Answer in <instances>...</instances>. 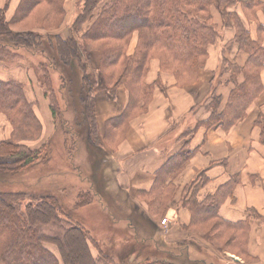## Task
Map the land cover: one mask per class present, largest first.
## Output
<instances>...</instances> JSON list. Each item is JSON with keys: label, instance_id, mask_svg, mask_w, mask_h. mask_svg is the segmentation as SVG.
I'll return each mask as SVG.
<instances>
[{"label": "trees", "instance_id": "trees-1", "mask_svg": "<svg viewBox=\"0 0 264 264\" xmlns=\"http://www.w3.org/2000/svg\"><path fill=\"white\" fill-rule=\"evenodd\" d=\"M80 1L82 6L72 23L73 34L66 38L51 33L43 36L32 29L22 31L11 29L12 24H19L28 19L34 11L45 4H48V15L52 10L65 13L64 7H61V0H21L11 20H7L0 10V37L7 38L9 42L5 46H0V50L11 51L10 47H26L31 50L34 48L32 52L46 57V61L38 65L42 72L41 83L45 95L51 98L54 118L58 116L62 120V131L65 135L71 129L64 126L66 119L60 117L61 108L60 110L58 108L55 93L57 90L50 70L60 72L61 84L58 90L60 93L67 87L73 91L74 88H80L78 87L80 85L83 90L84 88L89 90L87 96L81 95L79 98L83 102L84 121L78 120L75 110L72 123L76 127V134L79 135L82 126H86L88 135L93 140V135L97 137L99 135L94 96L96 82L92 83L95 71L103 74L107 90L112 95L115 96L117 88L122 84L126 85L129 91L127 107L120 116L110 120L112 128L116 126L119 128L141 111L137 112L138 109H145L154 91L156 81L153 83L144 81L152 58H158L162 70L171 72L176 77V84L184 86L197 79L200 70L206 64L209 46L220 36L215 21V9L220 13L224 26L236 27L234 41L240 50L248 54V59L242 66L223 60L225 69L230 70L229 81L235 85L221 111L218 109L221 97L212 92L210 99L213 111L205 121L207 126L219 123L230 127L235 124L244 117L248 106L263 90L260 72L264 68L262 42L264 23H258L260 38L253 39L235 7L240 4L245 15L257 20L259 10L264 14V0ZM62 19L63 17L61 21ZM135 32L138 33L139 40L137 50L129 55L127 46ZM93 47L101 52L97 70L91 68L90 56ZM240 75L243 76L242 80L239 78ZM62 98L65 100V97ZM33 106V102L26 96L22 83L0 79V110L10 116V121L14 125L12 135L23 134L19 141L10 138L0 142V264H59V258L49 250L47 244L58 247L64 264H111V256L107 255L101 242L90 234V230L74 217L73 210L62 203L59 191L54 193L52 187L47 185L42 187L39 176L37 185L26 183L28 168H34L32 166L39 160L50 161L53 153L52 149L48 150L51 143L39 149H31L23 142L37 136L42 128L41 120ZM12 114L14 116L11 118ZM191 155L190 151H182L171 157L166 165L156 172L152 189L142 192V196H149L153 211L160 213L161 206L157 205L162 203L156 199H165L164 207H168L170 199L168 197L172 195L169 179L179 170L176 168L184 165ZM96 171L99 175H102L103 171L94 169L93 175L98 178L95 175ZM21 175L26 177L24 181ZM103 181L104 183H101V180L97 179L94 190L90 188L79 192L75 207L88 205L94 201L96 195L100 196L97 193L103 184H106L104 179ZM163 194V197L160 196ZM219 203L220 197L217 194L209 195L202 201H198L196 197L191 198L188 207L192 212L194 224H204L213 217L217 218ZM146 220L149 230L155 233L153 220L150 218ZM217 222L226 226L231 225L222 220ZM54 224L61 229L58 235L47 233L43 229ZM92 244L98 249V256L93 254ZM177 246L181 251L186 245L178 243ZM123 259L124 257L121 260ZM200 259L191 260L189 263L147 258L143 264H206L205 258Z\"/></svg>", "mask_w": 264, "mask_h": 264}, {"label": "crops", "instance_id": "crops-1", "mask_svg": "<svg viewBox=\"0 0 264 264\" xmlns=\"http://www.w3.org/2000/svg\"><path fill=\"white\" fill-rule=\"evenodd\" d=\"M236 11L244 19L251 37L260 38L258 23H264L263 12H257V20H248L240 6ZM215 14L222 37L211 45L208 60L194 83L182 86L176 84L173 74L163 73L165 89L156 86L147 110L119 127H123L124 137L114 149L105 145L108 138L105 140L104 131L108 126L113 127L110 120L123 113L130 95L126 85L122 84L114 99L102 83L95 89L97 128L106 151L107 170H113L110 187L114 183L117 189L125 191L137 209L141 208L145 217L151 220L154 215L139 195L152 189L156 172L171 157L182 151L192 152L169 179L172 191L166 214L169 223L164 227L162 238L167 242L166 249L172 248L166 250L170 261L190 263L207 256L213 264L220 261H223L221 264H264V68L260 72L263 90L248 106L244 117L230 127L219 123L208 127L205 121L213 111L212 92L221 97L218 108L221 111L234 88L230 82L224 83L225 74L214 76V72L219 65L220 47L217 50V46L232 43L236 27H225ZM136 38L127 50L129 55L134 52ZM228 57L231 62L242 66L248 54L234 43ZM151 65L149 83L156 80L160 70L156 60ZM218 78H221L220 82ZM239 78L242 80L243 76ZM214 83L217 84L215 87ZM42 95L46 107L48 102ZM45 120L53 131L49 112L45 113ZM197 177L202 178L201 184L198 187L190 185ZM216 194L220 197L218 216L210 220L231 223L220 231L225 249L219 245L215 248L210 236L197 229L196 226L208 222L194 224L188 207V201L193 197L202 201ZM178 243L186 245L179 252Z\"/></svg>", "mask_w": 264, "mask_h": 264}, {"label": "rangeland", "instance_id": "rangeland-1", "mask_svg": "<svg viewBox=\"0 0 264 264\" xmlns=\"http://www.w3.org/2000/svg\"><path fill=\"white\" fill-rule=\"evenodd\" d=\"M20 1L21 0H0V10L2 11L1 14L4 15L7 20H11V18H13L17 11ZM47 5L48 4H45L42 7L40 6V8L34 11V13L31 14L28 19L22 21L21 23L12 24L11 29L13 31L32 29L38 31L43 36H48L47 34L51 33L60 34L62 37L66 38L72 35V23L76 18L78 11H80V8L82 6L81 1L61 0V7H64L65 10V13L63 14L59 10H52L48 15L47 11L49 10V8ZM238 6L242 8L240 4H238L237 7ZM215 12L218 14V17H220V21L223 22V19L221 18L218 10H214V15H216ZM62 17L63 19L61 21ZM246 17L248 20H254L248 17V15H246ZM219 34L220 36L218 39L222 37V32L220 30ZM134 37H137L134 48V51H136L137 43L139 41L137 32L134 33L127 47L129 48ZM8 43L9 42L7 38L0 37L1 47L5 46ZM234 43L235 41L226 44L224 47H222L221 44L217 46V50L220 47V51L218 50L219 65L214 72V76L215 74H218L220 76L222 74H225V80H223L225 81L224 83L226 84L227 82H230L232 86H234L235 83L229 81L230 70L225 69L226 66H223V60L226 59L227 61H230L228 53L231 52V48ZM210 47L211 45L209 46V49ZM10 49L11 51H9L8 49H6L7 51L0 50V79L15 80L23 84L26 96L29 101L33 102V107H35L36 114L38 115L42 123L41 131L40 133H38L39 135L37 134V136L35 137L28 139L26 138L27 140H24L23 142L31 149H39L51 143V148H49L48 150H53L52 158L50 161L39 160L32 166L34 168H28V170L26 171L28 176L26 183L32 184V186L37 185V177L39 176V179H41L42 181V187H44V185H47L52 187V192L55 193L59 191L61 197L60 200L62 199L63 201L62 203H65V205L73 210L74 217L79 220L87 229L90 230V234L101 242L102 247L106 250L107 255L111 256V264H143L147 260V258L149 260H170V258L166 256V250L169 251V249L172 248L168 247L166 249L167 242L164 240V238H162L164 227L169 223H164V220L167 219L166 214L169 208L164 207L163 203L165 199H156V201H160V203H162L157 205V207L161 206V209L159 211L160 213L158 214L157 211H153L154 209L152 207L149 196H142L143 194L139 195L140 200H143L147 203V205H149L148 209L154 215L153 224H155L156 227V232L154 233L152 230H149L146 217L143 212H141L142 209H137L133 200L129 199L126 192L117 189L118 187H115L114 183L112 185L113 189L110 187V185L112 184L110 177L113 176V170H107L108 166L106 165L107 163H105L106 151L103 148L102 137L100 136V134L98 133V137L96 135H93L92 140L88 135V129L86 128V126H82L83 129H81L80 135L76 134L75 132L76 127L72 123V117L74 119V111L77 110L78 120L80 122L84 121V116L82 115L83 102H81L79 98L81 95L87 96V92H89V90L87 88H84L83 90L80 85L78 86L80 88H74L73 91L72 88L67 87L66 90H63V92L60 93L58 91L61 84L60 72L58 70H50L54 87L57 90L55 91V93L58 100L57 102L59 104L58 108L59 110L61 108L60 111L62 114L60 115V117L66 119V125L64 126L71 129L72 131V133L70 131L67 135H65L62 131V120L58 116L54 118L53 111L51 109V98L48 97L49 95H45L44 88L41 83L43 81L41 76L42 72L41 69L38 68V65L40 62L46 61V57L43 54L32 52L34 51V48L33 50H31L26 47H10ZM13 53H16L18 56H14ZM155 60L159 63L160 70L158 72L156 80H154L156 81L154 90L156 86H159L164 90V86L166 85L163 84L164 82L162 74L172 73L162 70L158 58H152L150 60L148 71L146 72L144 81L149 83L147 78L152 69L151 63ZM90 61L92 70H97L101 61V52L94 48V50L91 52ZM95 64L97 65L95 66ZM75 65L76 64H74L73 66ZM95 72V77L92 76V83L96 82V85L94 87V96L97 86L104 83L106 87L103 74L99 71ZM218 80L220 82L221 78H218ZM224 83L221 84L223 85ZM191 84L185 86H189ZM216 85L217 84L214 83L213 86L215 87ZM38 87L42 89V92ZM107 92L109 91L107 90ZM42 93L44 94L48 102L46 107L43 104ZM71 94L73 97V101ZM109 94L114 99L117 97V91L115 96L110 92ZM62 97H65V100H63ZM151 99L152 95L148 99L145 109H138L137 112L141 110L138 114H136L137 112H135L136 116L147 110L148 104L150 103ZM46 112H49L51 114V122L54 125L53 131L49 129L50 125H48V121L45 120ZM13 116L14 115L12 114L11 118ZM106 129L107 130L104 131L105 140L108 136L109 137L106 140L105 145L109 146V148L114 149L124 137V132L122 131L123 127L117 129L108 126L106 127ZM13 131L14 125L10 121V116L6 112L0 110V142L2 140L10 138L19 141L23 138V134H14L13 136ZM76 135L78 136L76 137ZM101 135H103V133ZM40 138L43 140H41ZM94 169H102V175H99L96 171L95 175L98 178H95L93 175ZM20 177L23 181L26 178L23 177V175H21ZM97 179H100L101 183H104L103 179L106 182V184H103L104 186L100 188V192L98 191L97 193L100 196L96 195L94 201H92L88 205L75 207V202L77 201L79 192L89 190L90 188L94 190ZM201 182L202 178L197 177L194 181H192L190 185H200ZM96 187L98 186L96 185ZM160 196L163 197L164 194ZM170 197L171 195L168 198ZM24 203L25 201L23 202V204ZM196 227L202 232H206L207 236H210V239L214 241L213 245L215 246V248H217L218 245L221 246V249L227 248L223 243L224 238L221 239L222 235L220 231L224 229L223 224H218V222L213 219L204 226ZM43 229L45 230V232L50 234L58 235V233L61 232V229H59L57 224L43 227ZM47 245L49 247V250H51L59 258V264H64L61 259L58 247L54 244ZM177 250L179 252L178 246ZM92 251L95 256H98V249L93 244ZM123 257L124 259L121 260ZM204 258L206 264H213L212 259H210L209 257ZM181 260L183 259H180L179 261ZM221 262L223 263V261H220L216 264H221Z\"/></svg>", "mask_w": 264, "mask_h": 264}, {"label": "built area", "instance_id": "built-area-1", "mask_svg": "<svg viewBox=\"0 0 264 264\" xmlns=\"http://www.w3.org/2000/svg\"><path fill=\"white\" fill-rule=\"evenodd\" d=\"M167 221V219L164 220V223Z\"/></svg>", "mask_w": 264, "mask_h": 264}]
</instances>
